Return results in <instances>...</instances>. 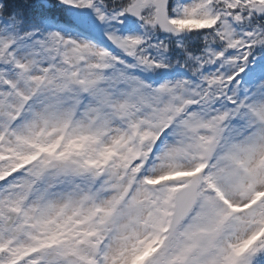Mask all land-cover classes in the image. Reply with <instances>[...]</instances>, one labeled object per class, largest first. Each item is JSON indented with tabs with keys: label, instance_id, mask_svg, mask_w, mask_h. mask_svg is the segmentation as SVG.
<instances>
[{
	"label": "snow or ice",
	"instance_id": "snow-or-ice-1",
	"mask_svg": "<svg viewBox=\"0 0 264 264\" xmlns=\"http://www.w3.org/2000/svg\"><path fill=\"white\" fill-rule=\"evenodd\" d=\"M0 264H264V0H0Z\"/></svg>",
	"mask_w": 264,
	"mask_h": 264
}]
</instances>
